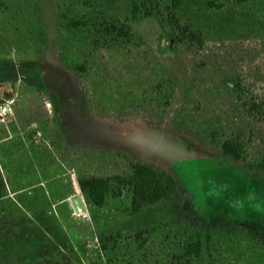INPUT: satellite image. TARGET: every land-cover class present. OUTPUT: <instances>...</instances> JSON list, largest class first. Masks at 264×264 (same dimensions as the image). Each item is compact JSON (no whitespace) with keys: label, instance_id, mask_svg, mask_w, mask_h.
Wrapping results in <instances>:
<instances>
[{"label":"rangeland","instance_id":"rangeland-1","mask_svg":"<svg viewBox=\"0 0 264 264\" xmlns=\"http://www.w3.org/2000/svg\"><path fill=\"white\" fill-rule=\"evenodd\" d=\"M139 1L0 0V102L15 100L0 122V264H79L76 239L92 264H264V172L238 168L264 162V0H183L198 45L170 41L159 15L133 20ZM57 5L82 25L66 35L86 57L81 77L59 66ZM122 23L130 37L104 35ZM236 137L235 165L218 144ZM121 155L168 171L179 192L133 213L113 187L93 222L76 178L122 174ZM76 195L88 216L70 209ZM195 229L212 233L198 258L185 255Z\"/></svg>","mask_w":264,"mask_h":264},{"label":"trees","instance_id":"trees-1","mask_svg":"<svg viewBox=\"0 0 264 264\" xmlns=\"http://www.w3.org/2000/svg\"><path fill=\"white\" fill-rule=\"evenodd\" d=\"M56 1L58 2V0ZM236 2L239 5H255L254 0H236ZM182 3L183 0H141L139 2H134L131 18L136 20L140 15L144 17H156L159 15L173 30V35L170 37V41L180 44L198 45L201 43L199 34L190 31L186 25H182L179 21L177 12L182 7ZM57 9L59 28L65 33V37H63L60 45L61 51L57 56L59 66L75 73L78 77H81V75L87 71L86 57H84V54L82 53H79V55L74 54V56L70 55L69 48L72 46L69 41L70 37H67L66 35L70 34L72 29H76L82 25L78 21L72 19L67 21V23L62 21L64 17L62 16L63 12L59 11L58 5ZM102 31H104V35L110 38L125 39L131 36L132 30L129 25L122 23L119 25L105 24L102 27ZM34 41L36 43L43 42L42 31L36 33ZM168 44L169 47L172 48V43L168 42ZM232 85L231 86L235 92L240 91L241 88L238 83H233ZM247 105L248 106L246 107H248L251 112L259 110L262 106L261 103L256 101H252ZM218 150L223 157L235 165L242 161L246 154L244 142L238 137L224 139L218 144ZM120 158L123 162V173L120 175L103 177L79 174L76 178L78 188L90 207L89 215L93 222H96V218L91 212L92 207H101L105 201L107 193L111 191L113 187L118 190L117 193H121L122 190L127 192L130 197V210L133 213H138L146 206L157 205L160 203L170 204L173 201L174 195L179 192L177 182H175L174 178L168 171H165L152 163L138 160L132 156L121 155ZM238 168L251 173H261L264 172V162L255 165L247 164L246 166H240ZM254 169L257 171H252ZM32 209L35 208L32 206V208L28 210ZM219 229L223 233H231L237 229V227L226 225ZM105 235L104 232H99L97 234L99 248L102 254H106L109 244L111 243V238ZM211 237V232L208 231L202 236L200 230L195 229L194 232L189 235L188 241L185 244V255L196 258L200 257L202 246L205 244L208 247Z\"/></svg>","mask_w":264,"mask_h":264},{"label":"water","instance_id":"water-1","mask_svg":"<svg viewBox=\"0 0 264 264\" xmlns=\"http://www.w3.org/2000/svg\"><path fill=\"white\" fill-rule=\"evenodd\" d=\"M77 192H80L79 188H76ZM68 202L76 215L88 216L84 199L81 195H76L68 199Z\"/></svg>","mask_w":264,"mask_h":264},{"label":"built area","instance_id":"built-area-1","mask_svg":"<svg viewBox=\"0 0 264 264\" xmlns=\"http://www.w3.org/2000/svg\"><path fill=\"white\" fill-rule=\"evenodd\" d=\"M13 98H5L0 102V122H3L6 118L13 114Z\"/></svg>","mask_w":264,"mask_h":264},{"label":"crops","instance_id":"crops-1","mask_svg":"<svg viewBox=\"0 0 264 264\" xmlns=\"http://www.w3.org/2000/svg\"><path fill=\"white\" fill-rule=\"evenodd\" d=\"M33 156H34V154H33ZM58 203L60 204V201ZM70 209L72 210L71 206H70ZM72 212H73V210H72ZM73 214H74V212H73ZM73 241L75 243L74 247L77 248L80 251L79 253H81V256L78 255V258H79V260H78L79 262L78 263L79 264H85V262L83 261V259L85 258L87 263L92 264V260L88 256H87V258L85 257V255H86L85 246H83V244L79 241V239H76V240H73Z\"/></svg>","mask_w":264,"mask_h":264}]
</instances>
